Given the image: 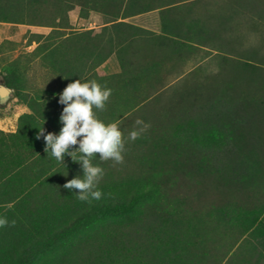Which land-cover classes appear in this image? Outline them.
Segmentation results:
<instances>
[{
	"label": "trees",
	"instance_id": "16d2710c",
	"mask_svg": "<svg viewBox=\"0 0 264 264\" xmlns=\"http://www.w3.org/2000/svg\"><path fill=\"white\" fill-rule=\"evenodd\" d=\"M210 2L109 0L105 5L114 9L105 14L110 25L101 34L86 31L55 43L48 42L49 36L33 52L58 73L61 87L22 95L25 87L15 71L10 73L6 85L29 101L32 114L20 118L16 133L0 130V218L16 221L15 226L0 227V264H226L227 257L215 254L213 247L201 248L217 238L203 236L204 231L214 235L221 226L238 230L236 244L247 236L254 239L257 244L249 239L246 248L254 246L264 264L259 249L264 250V198L242 210L205 207L196 223L184 221L175 206L158 199L161 187L154 170L170 163L197 183L195 176L212 181L213 190L264 180V65L255 62H264V56L261 49H245L235 30V25L244 26L238 22L243 15L259 29L249 14L264 19V0H228L230 11L224 14L221 6L209 10ZM76 5L82 12L100 11L97 2L90 7L85 0H0V22L55 28ZM154 10L160 13V33L117 22ZM101 37H107L105 43ZM200 46L214 52L220 67L213 76L197 66L208 58L196 56ZM113 53L121 72L98 75L96 69ZM172 60L179 67L175 63L167 68ZM187 62L196 66L188 80L181 70ZM201 74L204 82L194 79ZM78 79L96 80L112 90L106 110H97L105 123H121L140 113L150 124L135 141L124 135L123 155L126 164L149 166L154 172L118 179L114 174L99 183L103 196L91 203L78 200V190L63 187L83 175L81 164L67 155L64 164L57 162L44 151L43 137L36 139L41 127L45 135L59 134L64 107L57 102L59 94ZM151 103L157 107L149 118L144 105ZM98 161L97 154L93 163ZM224 247L229 252L233 248Z\"/></svg>",
	"mask_w": 264,
	"mask_h": 264
},
{
	"label": "rangeland",
	"instance_id": "374dc122",
	"mask_svg": "<svg viewBox=\"0 0 264 264\" xmlns=\"http://www.w3.org/2000/svg\"><path fill=\"white\" fill-rule=\"evenodd\" d=\"M88 1V5L96 4L98 5V10H91L89 12H82L81 6L76 5L74 9L69 11L67 19L62 20L58 27H49V26H39V25H26V24H10L0 22V84L6 85V78H10V73L15 71L19 80L20 86H23V93L33 94L36 92L49 90L52 86L57 85V83L61 82L62 79L58 75V73L50 67V65L45 63L42 60V55L40 53H33L37 47L45 42L47 37H51L48 40L50 43H55L64 40L67 37H73L74 35H78L80 33L86 31H92L93 36L99 35L102 32L103 27L101 24L107 23L110 21V14L113 11V6L105 5L109 0H85ZM121 1V0H120ZM212 2L208 3L209 10H213V6H221V12L226 13L230 11L228 8V0H211ZM102 3L104 7H100ZM120 2L118 3L119 6ZM206 3V6H208ZM205 6V5H204ZM249 6V2L247 3ZM200 7V6H199ZM201 8V7H200ZM217 8V7H216ZM107 12H101L104 11ZM237 10V7H236ZM248 11V10H247ZM107 13V15H105ZM244 13V12H243ZM242 13V14H243ZM246 14V13H245ZM249 14V13H248ZM101 15V18L98 16ZM252 15L256 18L258 23L255 24L259 27L256 28L254 23H248L244 18L247 15H243V17H239L238 22H243L244 26L235 25V30L237 31V35L244 39V48L248 49L249 46L254 47L256 49H261L260 54L264 56V19L258 18L259 14L253 12ZM109 17V18H108ZM160 23L156 22L152 23L150 20L146 21L143 18H139L138 21L135 20V23L148 26L151 29H156L161 32V18L158 17ZM157 19V17H156ZM215 22V21H214ZM217 23V22H216ZM214 23V24H216ZM110 25V24H109ZM159 32V33H160ZM157 33V32H156ZM37 36V37H36ZM41 36V37H39ZM103 38V39H102ZM103 42L105 43L107 37H101ZM101 39H96L97 44L100 45ZM261 47V48H258ZM242 49L243 44H242ZM259 52V51H258ZM214 53V52H213ZM213 53L209 54V52L205 51L203 46H200V49L195 51L196 56L206 57L208 58L197 66H204L206 69V74L208 76H213L219 70L220 67L214 60ZM234 59V55L232 56ZM261 57V58H262ZM260 58V59H261ZM109 58L107 59V61ZM264 61L263 59H261ZM260 65H264V62L255 61ZM179 67L176 61L169 62L168 67L171 64H175ZM15 64V65H14ZM15 67V68H14ZM195 65L191 62L184 63L181 66V70L185 71V76L187 75V80L191 79L194 76L189 73L191 70L195 69ZM116 72V68L112 67L111 64L107 66L103 72V76L105 75H113ZM198 74V73H197ZM191 77V78H190ZM204 76L197 75L195 80L203 81ZM197 82V81H196ZM207 82V81H206ZM175 83V82H174ZM173 84V83H172ZM186 85V83H183ZM7 86V85H6ZM16 91L12 89L11 95L7 97L6 100H0V129L14 130L17 125V114L21 112L19 104H21V99L17 97ZM167 97L171 96V92L166 94ZM155 104V103H154ZM145 109L147 110V115L150 118L152 115V111L155 110L157 106L151 103L150 105L145 104ZM144 111V116H147ZM140 116V117H139ZM153 116V115H152ZM140 113H136L135 115L126 118L120 123V129L124 133V135L129 134L133 131L135 121L137 119H143ZM148 131V130H147ZM145 131V132H147ZM137 150V149H136ZM260 152L264 154V147L260 149ZM128 160L127 156H124V161L122 164H116L113 166V161L109 160L107 162L98 161L100 167L104 169V176L100 182L107 181L112 175L115 174L117 179L121 177V175L125 176H134L141 177L144 176L143 173L150 175L151 172H157L158 181L160 183V194L158 199L165 202L171 203V209L173 206L176 207L178 213L184 221L192 220L193 223L197 222L198 217L202 216L201 210L203 208L211 207V205H221L225 208H233V209H244L251 208L253 204L257 205L264 198V180L257 179L256 183H241L238 188H221L213 190L212 181H204L200 179V176H195L194 179H198L199 183L196 180L190 179L186 177L181 170H176V168L171 165L156 167L154 171L148 170L149 166H147V170L142 169L138 163L126 164ZM125 164L122 173L120 170L122 169V165ZM118 170V171H117ZM259 171V170H258ZM262 174V173H261ZM259 175V172H258ZM262 181V182H261ZM258 199H261L258 202ZM221 202V203H220ZM158 212L161 214L158 210ZM191 214V215H190ZM207 219V218H206ZM203 230V229H202ZM218 232H215L213 235L212 230L204 231L203 236L208 233L209 236L212 235L216 240L214 242L211 240L210 242L206 241V246L201 245L202 249L206 250L209 246L213 247V251L215 254H218L221 258H226V264H260L261 256L257 255L256 249L254 246L248 245L247 240L254 243V239L250 236H247L246 239L242 240V243L236 244L239 241L238 230L232 227L221 226L217 229ZM198 239H196L197 241ZM230 244L232 245V250L229 252L227 248L224 246ZM257 244V243H254ZM208 246V247H207ZM231 249V248H230ZM260 252L264 250L259 247ZM252 261V262H251Z\"/></svg>",
	"mask_w": 264,
	"mask_h": 264
},
{
	"label": "clouds",
	"instance_id": "9594fccd",
	"mask_svg": "<svg viewBox=\"0 0 264 264\" xmlns=\"http://www.w3.org/2000/svg\"><path fill=\"white\" fill-rule=\"evenodd\" d=\"M111 95L112 90L96 80L82 82L78 79L69 83L59 94V103L64 105L59 117L63 125L59 134L49 132L45 135L41 127L36 136V139L43 137L44 151L57 162L64 164L67 155L73 162L81 164L83 175L67 181L63 187L78 190L76 198L82 202L91 203L103 196L98 185L104 176V169L93 163L97 154L102 162L113 161V166L124 161L126 140L120 122L105 123L97 115V110H106ZM135 124L137 129L131 131L128 137L132 141L139 139L150 128V124L141 119H137ZM15 223V220L9 222L6 217L0 218V227L15 226Z\"/></svg>",
	"mask_w": 264,
	"mask_h": 264
},
{
	"label": "crops",
	"instance_id": "0c3cea01",
	"mask_svg": "<svg viewBox=\"0 0 264 264\" xmlns=\"http://www.w3.org/2000/svg\"><path fill=\"white\" fill-rule=\"evenodd\" d=\"M159 14H160L159 10H154V11H151V12L142 13V14L135 15V16H130V17H127V18H124V19L120 18L117 22L128 23V24H131V25H135V26H138V27H141V28H144V29L151 30V31L159 33L160 31H158L157 28L156 29H151L148 26H144V25L135 23V20L138 21L139 18H143L146 21L150 20L152 23H155L156 20H157V22L160 23V20L158 18L160 16ZM98 16L101 18V15H98ZM156 17H157V19H156ZM107 25H109V24L103 23V24H101V27H104V26H107ZM109 64H111L112 67L116 68V72H114V74L121 72V65H120V62L118 60L117 54L113 53L111 56H109V60L108 61L106 60L104 63H102L96 69V72L98 73V75L103 76L102 74H103L105 68L107 66H109ZM62 85H63V83L61 81L60 83L58 82L57 85H54V87L52 86L50 89H56V88L58 89ZM64 87H66V85H64ZM28 102H29L28 100H26V101L25 100L24 101L21 100V102H20L21 104H19V106H18V107H20L21 112L19 114H17V125H16V128L14 130H10V131L7 130V129L1 128L0 129L1 131L5 132V133H13V134L18 131L20 118L23 115H25V114H32V109L30 108ZM57 102L60 105V107L63 106L62 104L59 103V101H57Z\"/></svg>",
	"mask_w": 264,
	"mask_h": 264
},
{
	"label": "water",
	"instance_id": "95a60500",
	"mask_svg": "<svg viewBox=\"0 0 264 264\" xmlns=\"http://www.w3.org/2000/svg\"><path fill=\"white\" fill-rule=\"evenodd\" d=\"M12 89L6 85L0 84V100L4 101L9 95H11Z\"/></svg>",
	"mask_w": 264,
	"mask_h": 264
}]
</instances>
